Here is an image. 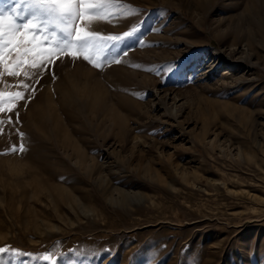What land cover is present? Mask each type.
<instances>
[{"label":"rangeland","instance_id":"rangeland-1","mask_svg":"<svg viewBox=\"0 0 264 264\" xmlns=\"http://www.w3.org/2000/svg\"><path fill=\"white\" fill-rule=\"evenodd\" d=\"M110 12L103 35L136 29L123 63L54 58L0 114V247L32 254L15 264H264V0Z\"/></svg>","mask_w":264,"mask_h":264},{"label":"snow or ice","instance_id":"snow-or-ice-1","mask_svg":"<svg viewBox=\"0 0 264 264\" xmlns=\"http://www.w3.org/2000/svg\"><path fill=\"white\" fill-rule=\"evenodd\" d=\"M115 0H7L0 4V77L21 78L17 87L22 90L5 93L0 91V114H17L19 102L30 101L32 93L43 74L55 72L49 68L66 54L76 62L82 60L94 69L123 63L121 55L128 50L117 51L121 43L134 35L136 29L121 35H103L94 24L109 19L117 13L110 12ZM82 22V23H81ZM139 44L144 41L140 40ZM171 67L163 69L165 73ZM8 115V124L18 123ZM4 120L0 119V126ZM5 131L0 127V134ZM23 138L24 133H19ZM27 149L24 143L12 146L10 151L22 154ZM6 154V153H5ZM23 253L10 246L0 247V264H15ZM56 264L54 254L48 252L40 257Z\"/></svg>","mask_w":264,"mask_h":264}]
</instances>
